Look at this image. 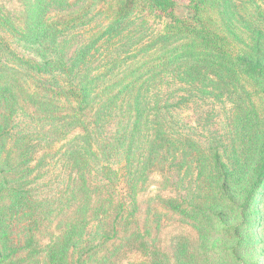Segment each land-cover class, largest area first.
Returning a JSON list of instances; mask_svg holds the SVG:
<instances>
[{"label":"trees","instance_id":"trees-1","mask_svg":"<svg viewBox=\"0 0 264 264\" xmlns=\"http://www.w3.org/2000/svg\"><path fill=\"white\" fill-rule=\"evenodd\" d=\"M80 1L83 0H0V264H238L240 253L254 252L260 246V241L254 239L255 226L242 220L233 204H225L221 198L217 199L222 203L218 208L219 220L201 207L186 204L160 168L157 145L168 138L159 135L161 140L151 143L150 150L143 156L145 161L135 170L134 145L129 144L121 158L123 163L117 164V168H112L111 164L101 166L103 180L95 185L86 180L83 170L88 169L84 157L94 155L102 163L104 156L110 161L105 147L98 152L91 127L101 123L102 114L112 109L115 101L148 79L183 69L185 74L201 76L207 82L205 70L216 73L225 86L239 91L246 100L256 96L264 100L262 8L253 2L246 4V16L242 20L243 0H192L194 7L189 18L180 19L172 12L175 6L172 0H109L107 6L112 22L96 40V45L104 40L112 43L118 28L138 5L166 21L162 34L167 45L174 38L179 40L157 55L153 70L137 67L125 74L121 90L115 93L109 88L97 92L96 88L91 90L90 84L83 86L76 82L79 75L76 69L84 65L95 44H89L93 45L89 49L82 47L68 62L60 59L36 62L21 57L12 48V42L24 43L43 53L47 45L55 43L79 20L77 14L81 15V11L68 9ZM222 8L228 22L232 23L231 28L222 24ZM54 9L59 12H53ZM241 31L248 34H239ZM4 57L17 62L9 73L2 64ZM24 70L28 73L26 80L21 78ZM49 75L63 80L55 77L50 86L48 80H43ZM60 102L62 106L57 105ZM18 111L31 119L35 116L37 120L66 121L75 131L77 141L82 140L84 145L83 152L79 151L75 159L76 172L70 176L72 183L60 203L61 208L47 219L34 212V202L24 190V179L32 171L28 159L24 154L19 155L16 146L21 150L25 138L12 141L8 146L10 125ZM258 113L254 108L249 110L235 128L242 149L250 139L257 140L261 135L252 152L257 178L251 194L252 205L259 195L264 199V190H261L264 188V108L261 116ZM81 158L83 162L78 163ZM212 170L216 174V195H224L232 174L228 176V169L218 154L213 157ZM154 177L162 183L147 190L150 186L144 185ZM105 181L116 187L114 194L109 192ZM20 214L27 223L22 248L27 252L24 261L14 259L19 251L12 245L9 234L13 218ZM59 216L61 219L57 220ZM95 223L102 226L98 244L87 248L73 263L71 255L76 241H82L87 228ZM188 226L193 236L183 229ZM250 230L253 237L243 238V233ZM95 252H99L96 259ZM258 264H264V260Z\"/></svg>","mask_w":264,"mask_h":264},{"label":"rangeland","instance_id":"rangeland-1","mask_svg":"<svg viewBox=\"0 0 264 264\" xmlns=\"http://www.w3.org/2000/svg\"><path fill=\"white\" fill-rule=\"evenodd\" d=\"M172 1L175 5L172 8L174 15L180 19H188L194 7L192 0ZM108 2L109 0H83L77 6L68 9L81 11V15L77 14L79 20L55 43L47 45L43 53L37 47L24 43L12 42V48L21 57L32 61L60 59L68 62L75 58L82 47L91 48L111 24ZM250 2L259 5L262 8L261 12L264 13V0H243L242 20L246 16L245 5L251 4ZM253 6L255 10L256 6ZM54 10L56 11L53 12H59L57 11L59 9ZM252 11H249L251 17ZM221 12L223 26L231 28L232 23L228 22L224 8ZM165 23L163 17L156 16L144 6H135L131 16H128L118 28L112 43H105L104 40L94 45L95 49L93 53H89L84 65L76 69L79 74L76 82L83 86L90 84L91 90L96 88L97 92L109 88L117 93L123 86L121 79L125 74H130L137 67H142L146 71L153 70L152 65L157 64V55L167 51L171 43L179 42L174 38L173 42L166 44V37L162 34ZM235 29L238 30L239 26L236 25ZM243 33L248 34L246 31L239 32ZM2 64L6 66L7 73L17 66L16 60L11 57H4ZM23 72L21 78L26 80L28 73L25 70ZM184 72L181 69L139 82L128 94L118 96L120 98L115 101L112 109L102 114L101 123L91 127L98 152L105 147V154H108L110 161L103 156L101 163L99 157L86 154L84 158L88 171L83 170L87 174L86 180L93 185L103 180L101 166L111 164L112 168H117L123 163L121 158L124 157V150L129 144L134 145L135 170L145 161L143 156L150 150L151 143L155 139L159 142L163 135L168 140H162V143L157 145L162 163L160 168L167 173L180 197L188 206L201 207L217 220L218 208L222 204L217 202V199L221 198L228 205L232 203L241 214L242 220L255 226L254 239L260 241V246H257L254 252L246 251L239 254L238 264L261 263L264 260V199L259 195L253 205L250 201L253 185L257 180L254 173L256 163L252 152H255L257 148L255 142H258L261 135L257 140L250 139L246 148L242 149L235 128L243 121L246 112L253 108L261 116L264 100L258 99L257 96L246 100V96H241L239 91L225 86L216 73L204 70L209 79L205 82L201 76ZM55 77L59 78L57 75H49L43 80H48L51 86ZM38 81L39 77L36 82ZM57 105L62 106V102ZM25 114L18 111L13 117L8 146L12 141L25 138L22 149L17 146L16 148L21 157L23 154L26 156L31 167L29 170L32 172L24 179L25 189L22 188L29 192V198L34 202L32 207L34 212L41 213L44 219H47L51 213L61 208L60 203L66 197L68 185L72 183L70 176L76 172L73 166L76 163L75 159L79 151L83 152L84 145L82 140L77 141L75 131L71 130L66 121L37 120L35 116L31 119ZM216 154L220 155L226 165L228 176L232 174V180L226 185L224 195H216L218 189L215 182L216 174L212 170L213 157ZM82 162L83 158L78 163ZM137 171L138 169L135 172ZM128 174H131V170ZM161 183L158 177H154L144 186H150L147 189L149 190L151 186L158 187ZM105 185L108 186L110 193H115V186L108 181H105ZM74 205L77 208L78 205ZM58 219H61L60 216ZM26 224L25 216L17 215L13 218L9 230L11 243L15 250L19 251L14 259L23 261L27 255L22 249L26 237ZM43 227L46 228V223ZM190 228L183 227L191 234L190 236H193ZM101 230L100 223L87 228L85 238L76 241L77 246L72 249L73 263L87 248L98 244ZM45 231L48 233L47 229ZM251 235L252 231H247L243 233V238H251ZM98 253H94V259L98 258Z\"/></svg>","mask_w":264,"mask_h":264}]
</instances>
